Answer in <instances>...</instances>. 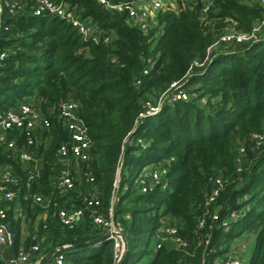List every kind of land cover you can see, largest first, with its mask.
I'll return each instance as SVG.
<instances>
[{"label":"trees","instance_id":"1","mask_svg":"<svg viewBox=\"0 0 264 264\" xmlns=\"http://www.w3.org/2000/svg\"><path fill=\"white\" fill-rule=\"evenodd\" d=\"M173 1L175 8L162 9L143 28L129 21L126 10L73 0L96 24L98 42L84 41L58 18L8 19L0 38L7 52L0 61V108L32 98L51 121L35 131L33 144L20 132L18 147L0 152V166L12 168L19 180L17 200L25 216L8 218L17 251L29 248L34 235L40 254L102 235L88 218L71 229L51 216L39 219L42 207L33 200L35 194L57 197L56 175L67 167L57 149L69 139L60 108L74 101L89 126L91 146L87 161L70 164H79L78 180L60 203L81 206L96 196L100 212L108 215L120 168L114 213L128 242L120 264H215L236 238L247 235L256 245L249 264H264V25L256 30L264 23V6L258 0H215L202 16L199 0ZM230 30L253 38L222 42ZM185 89L190 97L175 99ZM146 102L161 107L159 113L140 117ZM132 132L146 148L129 143ZM22 151L40 159L39 175L30 177L33 165L20 159ZM161 167L167 172L152 182V171ZM142 174L146 192L137 181ZM214 188L219 194L207 204ZM163 223L176 226L184 244L162 245L144 261L150 253L141 250L143 238ZM63 253V264H116L110 240ZM0 264H10L9 250L1 246ZM44 264H56L55 257Z\"/></svg>","mask_w":264,"mask_h":264},{"label":"built area","instance_id":"2","mask_svg":"<svg viewBox=\"0 0 264 264\" xmlns=\"http://www.w3.org/2000/svg\"><path fill=\"white\" fill-rule=\"evenodd\" d=\"M103 5L110 9L118 11L126 10L128 13L129 21L140 27H147L153 21L158 12L167 8L165 0H133L130 3L112 4L108 0H98ZM188 3H195L197 0H186ZM201 2L202 16L207 13L214 6L215 0H199ZM264 6V0H258ZM23 16L34 17H49L58 18L65 21L72 28H74L84 41L101 40V33L99 32L96 24L91 19L84 18L78 7L77 2L73 0H0V38L5 31L8 30V19L19 18ZM257 30V29H256ZM253 38L244 32H230L222 35L221 41L224 43L243 42ZM109 38L105 37L104 41ZM217 43L214 44L216 46ZM7 52L0 49V61L5 59ZM148 70L145 69L144 73ZM139 84V81L137 82ZM176 83L172 84L175 87ZM176 88V87H175ZM175 99H187L184 90H178L175 94ZM161 107H155L151 102H146L144 110L140 113V117H146L159 113ZM60 118L65 129L69 133V139L63 142L57 149V156L66 161L67 167L62 169L59 176L55 179L54 188L56 189L57 197L54 200L45 198L40 194L33 195V200L36 204L42 207V212L39 219L46 221L50 216L56 218L59 224L64 228H73L82 223L85 219H89L91 223L99 228L102 235H108L106 240L112 241L114 258L116 262L120 261L125 252V242L123 235L124 229L120 222L116 221L114 213V203L118 200L116 196V187L119 186V180L115 179L114 182V196L112 206L109 208L108 215L100 212L101 201L96 196L85 198L84 205L76 206L71 204L70 207L61 205L63 197L75 187V180L71 173L70 164L72 161H87L89 159V149L91 146V137L89 133V126L84 118L79 113L78 104L74 101H65L61 104ZM51 121L49 117L42 112L41 109L35 106L32 98L19 101L15 106L8 109L0 108V152L5 149H16L18 147V133H22L31 145L34 142V133L38 128L50 127ZM258 140L262 137L257 136ZM129 143L140 145L142 148L147 147L146 141L141 136H135L134 132L127 138ZM259 143V142H258ZM20 159L23 162H28L33 165V170L30 173L32 178L34 175H39L42 163L32 152L22 151ZM120 171L118 169L117 175ZM167 172L164 167L155 169L150 175V180L156 182L160 177ZM93 180V178H90ZM18 177L13 169L9 166H0V246L5 251L9 250L10 234L8 227L12 229L8 221L9 216H13L16 220L24 219V211L20 206L18 199V190L15 186L18 185ZM137 181L141 185L143 192H146L150 187L146 181L145 174L138 177ZM220 184V180H217ZM219 194V189L214 188L211 195L207 199V204L215 200ZM129 217V216H127ZM214 218L218 216L215 213ZM203 225V221L200 223ZM224 225L227 226L228 222L225 221ZM14 239L17 240L16 233ZM101 235V236H102ZM157 244L159 248L167 239H174L176 244H184L178 237V229L176 226L170 224H161L156 230ZM33 243L29 248H21L17 251L16 261L17 264H36L52 249L54 253L56 264H63L65 262V249L60 247L51 248L48 252L40 254L41 248L37 242V236H32ZM71 244H64L62 246L69 247ZM11 264V258L9 256ZM221 264H243L241 260L232 256L228 252L221 262Z\"/></svg>","mask_w":264,"mask_h":264},{"label":"rangeland","instance_id":"3","mask_svg":"<svg viewBox=\"0 0 264 264\" xmlns=\"http://www.w3.org/2000/svg\"><path fill=\"white\" fill-rule=\"evenodd\" d=\"M245 1H249V0H245ZM165 4L167 6H171L173 8L176 7V3L173 0H165ZM264 25V23H257L256 24V29L261 31V26ZM230 32H235L234 30H230ZM228 32V33H230ZM264 34V31H262ZM186 92L187 98L190 97V93L187 92V89L184 90ZM34 104L36 106V101H34ZM150 167V166H149ZM64 168V167H63ZM66 168V167H65ZM74 177V180H78V175H79V164H73L70 166L69 169ZM145 173V172H144ZM59 174H57L56 176L58 177ZM117 179L119 180V186L116 187V196H117V191L120 188V172L117 175ZM77 186V183H76ZM165 220V219H164ZM24 224V223H23ZM81 224V223H80ZM79 224V225H80ZM78 226V225H77ZM23 231L26 232V229L24 228V226L22 227ZM156 244H157V238H156V234L152 233V234H146L143 238V241L140 245L141 250H145L146 248L148 249L150 254H147L144 256V261H148L152 255L154 254L157 250L156 248ZM163 245H165L167 248H173L174 246H176V242L174 239H167ZM256 245H255V237L253 235H247V236H243V237H238L236 238L233 243H232V247L231 250L229 252H231L232 256L235 257L236 259H239L242 261L243 264H249V260L251 258V254L253 252V250L255 249ZM222 258H217L216 259V263L215 264H221L220 260Z\"/></svg>","mask_w":264,"mask_h":264},{"label":"water","instance_id":"4","mask_svg":"<svg viewBox=\"0 0 264 264\" xmlns=\"http://www.w3.org/2000/svg\"><path fill=\"white\" fill-rule=\"evenodd\" d=\"M7 229H8V232L10 234L9 251H10L11 264H17V261H16L17 247H16V241L14 239V233H13V231H12V229L10 227H8ZM107 238H108V235H102V236H100L98 238H94V239H91V240H88V241L80 242V243H77V244H71L69 247L61 246L60 249L90 246V245L101 243V242L105 241ZM123 238H124V242H125V252H126L127 246H128V242H127V238H126L125 235H123ZM54 250L55 249H52L51 251H49V253H47L44 257H42L40 259V261L38 263H36V264H44L48 259H50L52 257V254L54 253ZM125 252H124V255H125ZM124 255H123V257H124ZM121 260L116 262V264H120Z\"/></svg>","mask_w":264,"mask_h":264},{"label":"crops","instance_id":"5","mask_svg":"<svg viewBox=\"0 0 264 264\" xmlns=\"http://www.w3.org/2000/svg\"><path fill=\"white\" fill-rule=\"evenodd\" d=\"M9 256H10V251H9Z\"/></svg>","mask_w":264,"mask_h":264}]
</instances>
